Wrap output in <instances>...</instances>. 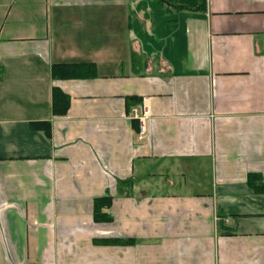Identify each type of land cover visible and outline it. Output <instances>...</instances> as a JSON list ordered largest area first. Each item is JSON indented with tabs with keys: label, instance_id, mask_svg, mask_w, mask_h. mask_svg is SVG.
Wrapping results in <instances>:
<instances>
[{
	"label": "crops",
	"instance_id": "obj_1",
	"mask_svg": "<svg viewBox=\"0 0 264 264\" xmlns=\"http://www.w3.org/2000/svg\"><path fill=\"white\" fill-rule=\"evenodd\" d=\"M250 173L264 185V0H0V264H264Z\"/></svg>",
	"mask_w": 264,
	"mask_h": 264
},
{
	"label": "trees",
	"instance_id": "obj_2",
	"mask_svg": "<svg viewBox=\"0 0 264 264\" xmlns=\"http://www.w3.org/2000/svg\"><path fill=\"white\" fill-rule=\"evenodd\" d=\"M172 6L178 8L201 9L204 6L205 0H163ZM52 75L54 78H87L96 75V67L94 63H62L52 66ZM138 101H135L137 103ZM53 112L56 115H65L70 106V96L60 87L55 86L53 89ZM36 126L46 125V122L35 123ZM49 134V133H48ZM259 174L250 173L248 175V183L256 191H264V185L258 184L261 182ZM124 182H127L124 181ZM113 197L110 195L97 197L95 199L94 217L97 221H110L111 217L104 212L103 209L110 207ZM130 239H115L111 242H130Z\"/></svg>",
	"mask_w": 264,
	"mask_h": 264
},
{
	"label": "built area",
	"instance_id": "obj_3",
	"mask_svg": "<svg viewBox=\"0 0 264 264\" xmlns=\"http://www.w3.org/2000/svg\"><path fill=\"white\" fill-rule=\"evenodd\" d=\"M149 109L147 98H144L140 103L131 109V115L139 120L140 127L137 139L140 141L146 136L147 125L146 120L148 117Z\"/></svg>",
	"mask_w": 264,
	"mask_h": 264
}]
</instances>
